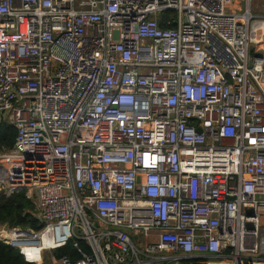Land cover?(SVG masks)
I'll return each instance as SVG.
<instances>
[{
    "label": "built area",
    "instance_id": "2783aa9c",
    "mask_svg": "<svg viewBox=\"0 0 264 264\" xmlns=\"http://www.w3.org/2000/svg\"><path fill=\"white\" fill-rule=\"evenodd\" d=\"M255 3L0 0V122L17 133L0 189L34 196L40 221L0 240L31 264L68 244L80 258L52 264H264Z\"/></svg>",
    "mask_w": 264,
    "mask_h": 264
},
{
    "label": "trees",
    "instance_id": "16d2710c",
    "mask_svg": "<svg viewBox=\"0 0 264 264\" xmlns=\"http://www.w3.org/2000/svg\"><path fill=\"white\" fill-rule=\"evenodd\" d=\"M163 26V25H162ZM173 27V25H172ZM16 129L5 122H0V151L8 152L13 150L16 140ZM10 223L13 227L23 229L40 230V221L36 217V207L32 198L21 191L7 195L4 191L0 192V227ZM5 235L2 234V237ZM45 240V239H44ZM47 240H45L46 242ZM86 252H89L85 242H81ZM56 259L64 256L69 257L72 261H77L80 256L72 244L57 249L53 252ZM205 260L190 259L182 264H205ZM0 264H31L27 263L23 256L16 249L0 240Z\"/></svg>",
    "mask_w": 264,
    "mask_h": 264
},
{
    "label": "rangeland",
    "instance_id": "374dc122",
    "mask_svg": "<svg viewBox=\"0 0 264 264\" xmlns=\"http://www.w3.org/2000/svg\"><path fill=\"white\" fill-rule=\"evenodd\" d=\"M255 4H256V7H258V5L260 6V10L259 11H256L257 14H261V4H262V0H255ZM247 7V4L246 2L244 1H237V2H233L231 4V6L228 8V11L229 12H238V11H241L243 12ZM1 191H4V189H0V192ZM32 201L34 202L35 204V207H36V200H35V197L32 196ZM36 213H37V207H36ZM46 240V238H44ZM53 253L47 251L46 254H45V259H44V264H52L51 263V255Z\"/></svg>",
    "mask_w": 264,
    "mask_h": 264
},
{
    "label": "bare ground",
    "instance_id": "6f19581e",
    "mask_svg": "<svg viewBox=\"0 0 264 264\" xmlns=\"http://www.w3.org/2000/svg\"><path fill=\"white\" fill-rule=\"evenodd\" d=\"M0 233H1V234H4V235L6 234V225H5V227L0 228ZM46 240H47V238H46ZM43 242H44L45 244H48V240L45 242L44 238H43ZM222 264H228V263L223 262Z\"/></svg>",
    "mask_w": 264,
    "mask_h": 264
},
{
    "label": "water",
    "instance_id": "95a60500",
    "mask_svg": "<svg viewBox=\"0 0 264 264\" xmlns=\"http://www.w3.org/2000/svg\"><path fill=\"white\" fill-rule=\"evenodd\" d=\"M9 225H10V223H7V224H6V226H9Z\"/></svg>",
    "mask_w": 264,
    "mask_h": 264
}]
</instances>
